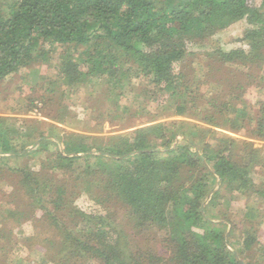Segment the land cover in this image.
Returning a JSON list of instances; mask_svg holds the SVG:
<instances>
[{"label":"trees","instance_id":"obj_1","mask_svg":"<svg viewBox=\"0 0 264 264\" xmlns=\"http://www.w3.org/2000/svg\"><path fill=\"white\" fill-rule=\"evenodd\" d=\"M263 9L264 0H0V83L50 61L57 47H72L60 54L47 94L76 85H91L96 92L102 82L117 101V89L143 77L173 98L174 113L194 112L200 119L189 115L191 120L103 137L40 120L11 124L0 116V182L12 188L9 194L0 190L5 200L0 239L9 242L13 232L5 235L7 226L19 227L41 212L35 233L24 240L42 245L51 264L90 259L102 264H264L260 252L256 259L241 256L257 243L253 228L245 230L238 250L227 233L229 216H223L226 223L213 222L204 205L216 183L221 190L264 197V184L257 185L253 177L264 168V155L243 138L264 142V101L252 112L245 97L257 79L248 70L240 72L247 82H236L237 73L228 65L250 68L249 63L258 62L264 47ZM244 19L251 27L242 42L250 54L216 50L202 61L198 57L203 63L199 70L186 63L192 55L187 45L194 38ZM206 82H216V91L198 97ZM202 98L205 104L198 106ZM62 116L57 112L53 119L61 124ZM180 136L186 143L174 147ZM42 152L46 156L39 170L26 164ZM84 194L108 216L80 211L75 201ZM233 198L226 199L228 206ZM117 205L127 209L133 223L119 232L109 222L120 219L112 216ZM89 225L92 231H86ZM154 229L162 236L154 237ZM9 248L1 246L6 258Z\"/></svg>","mask_w":264,"mask_h":264},{"label":"rangeland","instance_id":"obj_2","mask_svg":"<svg viewBox=\"0 0 264 264\" xmlns=\"http://www.w3.org/2000/svg\"><path fill=\"white\" fill-rule=\"evenodd\" d=\"M262 12L264 13V9ZM250 27L244 19L225 29L217 30L210 35L194 38L187 45V52L192 55H188L186 63H192L194 65L193 68L199 70L203 69V63L200 61H202L205 54L216 50L229 52L234 49H243L246 54H250L251 50L249 46L242 42L245 31ZM71 51L72 47H57L49 53L50 61L34 64L30 68L23 69L6 82L0 83V116L10 118L11 121L9 123L11 124L19 120L24 124L30 125L34 121L40 120L44 124L55 123L68 132H75L85 136L103 137L125 133L157 122L189 120L190 118L186 117L189 115L193 120H200L197 118L199 115L194 112H189L188 115L183 116L174 113L172 106L173 98L169 97L167 92H161L159 88H155L154 85L143 77H133L131 86H126L122 91L117 89L113 96V98L116 97L113 100L117 101H112V96L110 97L112 91H108L107 87L102 85V82L99 83V86L96 85V92H94V88L91 85H76L70 91H64L67 89L61 88L54 94H47L45 90L55 80L57 75L56 66L62 61L60 54H63V52L70 53ZM259 54H261V57L257 59L258 62H255V65L249 63L250 68L244 64H228L229 68L237 73L238 78L235 80L236 82L246 81L247 79L245 75L240 74L241 71L248 72L249 70L257 79L245 97L248 104H250L249 108L251 107L250 110L252 112H255L258 108L259 102L264 101V47L259 50ZM259 65L262 66V70L258 69ZM217 67L221 66L218 65ZM130 70L135 75V66H132ZM217 85L216 82L209 84L206 82L198 97H201V94H204V92L213 94L216 91ZM117 94L120 95L117 97ZM196 104L198 106L205 104V99H199ZM62 106H67L69 112H66ZM192 107H195V105ZM57 112L63 115L61 120L64 123L60 124L54 121L53 118ZM213 129L215 130V128ZM243 138L253 142L254 146L261 149L264 155V142L257 139ZM208 141L212 142L211 137ZM185 143L186 140L180 136L177 137L173 145L175 147L176 145H184ZM43 153L35 159H27L26 164L31 165L35 170H39L41 161L46 156ZM8 163L11 166L15 164L12 160ZM253 177L257 185L264 184V168L261 167L253 174ZM220 188L219 183H216L209 198L204 203L205 207L210 211L208 213L210 219L213 222L220 223L225 222L226 219H223L224 215L227 214L229 216L231 223L227 224V233L231 232V241L236 245V249L238 250L242 247L245 230L250 229V227L253 228L257 237V243L251 251L245 255L241 254V256L251 255L256 259L259 252L260 254H264V197L255 192H252L250 195H244L230 192L227 189L221 190ZM2 189L6 194L12 192L11 186L6 181L0 182V190ZM221 194H225V198H222ZM230 197H234V200H231L228 206L226 199L230 201ZM213 199H215L214 202L211 201ZM4 201L3 194L0 193V206L4 204ZM75 202L76 207L86 214L108 216V212L89 195L84 194ZM127 215V209L122 208L120 205L113 207L112 216L120 219H110L109 222L112 229L119 232L123 228H127L130 224H133L131 220H128ZM41 216L42 213L37 212L34 219L22 222L19 227L7 226L4 234L9 236V233H11L9 230L11 229L13 233L9 237V242L6 240L7 238L0 239V264L52 263L44 257L43 253L45 249L42 245H36V242H34V246H32L30 242L24 240L25 237L32 236L35 233V229H37L36 222ZM85 226V224H81L80 228L84 229ZM1 228L3 227L0 225ZM92 229L93 227L90 225L86 227V231H92ZM150 232L153 233L154 237L162 236L161 231L159 233L158 230L154 229ZM2 245L6 246V248L11 246L9 251L5 253L8 256L7 258L4 257L1 249ZM154 249L159 252L157 247ZM85 264L102 263L98 260L90 259Z\"/></svg>","mask_w":264,"mask_h":264}]
</instances>
